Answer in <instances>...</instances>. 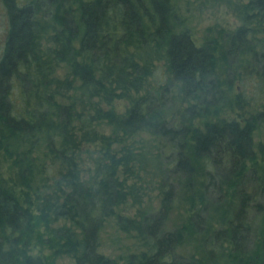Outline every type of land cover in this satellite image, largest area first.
<instances>
[{
    "label": "trees",
    "instance_id": "16d2710c",
    "mask_svg": "<svg viewBox=\"0 0 264 264\" xmlns=\"http://www.w3.org/2000/svg\"><path fill=\"white\" fill-rule=\"evenodd\" d=\"M227 3L198 40L175 0H0V264H120L110 216L124 264H264V0Z\"/></svg>",
    "mask_w": 264,
    "mask_h": 264
},
{
    "label": "rangeland",
    "instance_id": "374dc122",
    "mask_svg": "<svg viewBox=\"0 0 264 264\" xmlns=\"http://www.w3.org/2000/svg\"><path fill=\"white\" fill-rule=\"evenodd\" d=\"M175 3L177 4L182 16H185L187 25L190 27L198 40H201L203 35L207 32L211 33V35H215L216 30L223 28L224 31H227L235 27L240 22L230 5H228L227 0H175ZM5 19V11L3 6L0 4V44L4 37L3 31ZM157 65H159V63ZM161 73L162 71L158 67L155 73L150 76V80L153 82L154 79L156 81H160L162 78ZM250 83L251 86H249L248 89L252 91V81H250ZM237 84L239 85V82L233 83V87ZM262 99L264 100V96L253 98L251 101L253 108L251 109L253 110L254 107H258L260 101H263ZM225 116L230 118L236 117L237 115L235 111H229L225 113ZM253 138L255 144L259 141H264V122L261 123L254 131ZM89 164L90 160L88 159L87 154L83 153V162L81 166L87 168ZM2 165L3 168L7 167L3 161ZM153 203L155 204L156 201ZM117 210L120 211L121 214L131 215L134 213L135 209L133 206H120ZM172 217V220L175 221L177 219V214L174 212ZM116 218L117 217L115 216L108 217L103 226L100 228L98 233L97 249L99 252L108 257L120 260V264H124V261H121L120 256L133 251L138 252L140 249L145 247L140 244V240L133 236L132 231L127 233L121 230L117 224ZM171 224V222H167V225ZM192 246V243L188 242L185 246L179 248L178 251L183 254H187L192 250ZM53 264H74V259L71 256H62L58 257Z\"/></svg>",
    "mask_w": 264,
    "mask_h": 264
}]
</instances>
